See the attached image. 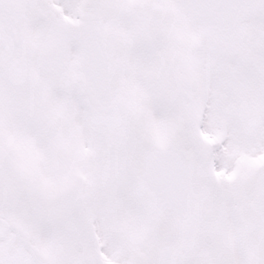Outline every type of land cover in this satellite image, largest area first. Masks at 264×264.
I'll use <instances>...</instances> for the list:
<instances>
[{
	"label": "snow or ice",
	"instance_id": "1",
	"mask_svg": "<svg viewBox=\"0 0 264 264\" xmlns=\"http://www.w3.org/2000/svg\"><path fill=\"white\" fill-rule=\"evenodd\" d=\"M0 264H264V0H0Z\"/></svg>",
	"mask_w": 264,
	"mask_h": 264
}]
</instances>
